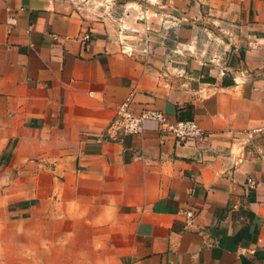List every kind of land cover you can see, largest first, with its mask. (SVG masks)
<instances>
[{
    "label": "crops",
    "instance_id": "0c3cea01",
    "mask_svg": "<svg viewBox=\"0 0 264 264\" xmlns=\"http://www.w3.org/2000/svg\"><path fill=\"white\" fill-rule=\"evenodd\" d=\"M157 1L0 0L5 186L48 187L99 264H264V0ZM127 96L206 136L102 139Z\"/></svg>",
    "mask_w": 264,
    "mask_h": 264
},
{
    "label": "rangeland",
    "instance_id": "374dc122",
    "mask_svg": "<svg viewBox=\"0 0 264 264\" xmlns=\"http://www.w3.org/2000/svg\"><path fill=\"white\" fill-rule=\"evenodd\" d=\"M103 133L101 134V136ZM0 155V264H99L91 228L51 202L49 188L13 183ZM32 176V175H31ZM30 177V176H29ZM42 195V197H40Z\"/></svg>",
    "mask_w": 264,
    "mask_h": 264
},
{
    "label": "built area",
    "instance_id": "2783aa9c",
    "mask_svg": "<svg viewBox=\"0 0 264 264\" xmlns=\"http://www.w3.org/2000/svg\"><path fill=\"white\" fill-rule=\"evenodd\" d=\"M153 1L159 4V1ZM168 17L177 19L176 16L169 15ZM146 28L149 27L146 26ZM83 38L85 40L89 38L87 32ZM131 102V96H127L117 104L113 117L103 131L102 139L118 141L124 135H138L143 131L146 120L155 121L159 133L171 136L178 142L202 139L206 136V131L194 119L172 121L164 112L157 109H144L141 112H135ZM263 131V128L258 127L245 130V134L252 137L254 133ZM248 181L250 184L253 183L251 179ZM185 216L188 222L192 221L193 213L191 211H187Z\"/></svg>",
    "mask_w": 264,
    "mask_h": 264
}]
</instances>
